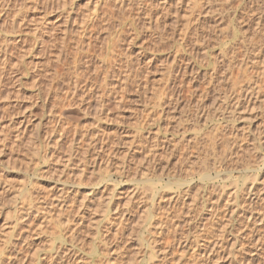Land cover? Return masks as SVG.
<instances>
[{
  "label": "rangeland",
  "instance_id": "374dc122",
  "mask_svg": "<svg viewBox=\"0 0 264 264\" xmlns=\"http://www.w3.org/2000/svg\"><path fill=\"white\" fill-rule=\"evenodd\" d=\"M117 2L0 0V264H264V0Z\"/></svg>",
  "mask_w": 264,
  "mask_h": 264
},
{
  "label": "bare ground",
  "instance_id": "6f19581e",
  "mask_svg": "<svg viewBox=\"0 0 264 264\" xmlns=\"http://www.w3.org/2000/svg\"><path fill=\"white\" fill-rule=\"evenodd\" d=\"M126 1L129 2V0H126ZM107 3H108V2H107ZM117 4L119 5V6H118L119 9H118V13H117V15H116V13H115V15H113V14L110 13V12H109V13H106V14H104V15H103V13H102V17H103V19H104L103 21L105 22V24L110 25V27H112V30H113V29H116V26H115V28H114V24H118L117 26H118V27H119V26L121 27V25H122L123 23H125V22H128V25H129V27L131 28V27H132V24H133V22H134L135 20L133 21V20H132L133 18H132L130 15L127 16V15L124 13V10H125V6H123V5H125V4H124V0H118ZM62 5H63V4H62ZM94 5H95V4H94ZM58 6H59V5H58ZM64 6H65V4H64ZM100 6H101V4H100ZM104 6H105V5H104ZM114 6H115V5H114ZM102 7H103V5H102ZM107 7H108V6H107ZM107 7H105V8H107ZM116 7H117V6H116ZM60 8H63V7L60 6ZM114 8H115V7H114ZM126 8H127V7H126ZM109 9H110V8H109ZM109 9H108V11H109ZM105 10H107V9H105ZM116 10H117V9H116ZM93 11H94V10H93ZM128 11H129V10H128ZM104 12H105V11H104ZM91 13H92V12H91ZM96 13H97V12H96ZM144 13H145V12H144ZM45 14H46V13H45ZM90 15H91V14H89V16H90ZM96 15H97V14H96ZM105 15H106V16H105ZM145 16H147V15H145ZM100 17H101V16H100ZM58 18H59V17H58ZM142 18H144V17H142ZM149 18H150V16H149ZM70 19H71V18H70ZM96 19H97V18H96ZM138 19H139V18H138ZM148 20H149V19H148ZM150 20H151V18H150ZM157 20H158V19H157ZM151 21H152V20H151ZM47 22H48V21H47ZM49 22H50V21H49ZM73 22H74V20H73ZM81 23H82V22H81ZM258 23H259V22H258ZM258 23H257V25H258ZM103 24H104V23H103ZM79 25H80V24H79ZM97 25H98V23H97ZM56 26H57V25H56ZM93 26H94V25H93ZM99 26H100V25H99ZM105 26H106L105 28H108L107 25H105ZM94 27H95V26H94ZM94 27H93V28H94ZM110 27H109V28H110ZM118 27H117V28H118ZM129 27H128V28H129ZM90 28H91V27H90ZM105 28H104V29H105ZM128 28H127V29H128ZM64 29H65V28H64ZM88 29H89V28H88ZM131 29H132V28H131ZM95 30H96V29H95ZM106 30H107V29H106ZM106 30H103V31H106ZM110 30H111V29H110ZM110 30H109V31H110ZM63 31H64V30H63ZM99 31H100V30H99ZM118 31H119V30H118ZM118 31H117V32H118ZM126 31H127V30H126ZM67 32H68V31H67ZM76 32H77V31H76ZM120 32H121V31H120ZM62 33H64V32H62ZM115 33H116V32H115ZM115 33H114V32H111V34H115ZM121 33H122V32H121ZM121 33H120V34H121ZM111 34H109V35H110V38L112 37ZM123 34H124V33H123ZM66 35H67V34H66ZM98 35H99V34H98ZM119 36H120V35H119ZM86 37H87V36H86ZM62 39H63V37H62ZM76 39H78V38H76ZM96 39H97V38H96ZM110 40H111V39H109V41H110ZM112 40H113V39H112ZM112 40H111V41H112ZM66 41H68V40H66ZM76 41H77V40H76ZM79 41H80V40H79ZM62 42H63V43H62ZM64 42H65L64 40L61 41L62 44H61V47H59V49H62V51H65V52H66V50H67L68 48L66 47V45H65ZM83 42H84V41H83ZM87 42L89 43V41H87ZM91 42H92V41H91ZM92 43H93V42H92ZM66 44H67V42H66ZM76 44H77V42H76ZM76 44H75V45H76ZM109 44H111V43H109ZM59 45H60V44H59ZM77 45L79 46V44H77ZM77 45L75 46L76 48H77ZM90 45H91V44H90ZM68 46H69V44H68ZM82 46H83V44H82ZM82 46H81V47H82ZM89 47H90V46H89ZM93 47H94V46H93ZM66 48H67V49H66ZM76 48H75V49H76ZM82 48H83V47H82ZM90 48H92V47H90ZM54 49H55V48H54ZM69 49H70V48H69ZM78 49H79V48H78ZM93 49H94V48H93ZM84 50H85V49H84ZM87 50H88V48H87ZM87 50H86V51H87ZM57 53H58V52H57ZM59 53H62V52L60 51ZM75 53H77V52H75ZM55 54H56V53H55ZM63 54H64V53H63ZM72 54H73V53H72ZM122 54H123V53H122ZM59 55H60V54H59ZM56 56L58 57V55H56ZM84 56H85V55H84ZM124 56H125V55H124ZM59 57H60V56H59ZM80 57H81V56H80ZM86 57H88V56H86ZM91 57H92V56H91ZM113 57H114V55H113ZM55 58H56V57H55ZM67 58H68V57H67ZM73 58H74V56H73ZM114 58H115V57H114ZM63 59H64V58H63ZM65 59H66V58H65ZM68 59H69V58H68ZM79 60H80V59H79ZM79 60H78V61H79ZM112 60H113V58H112ZM56 61H57V60H56ZM63 61H64V60H63ZM76 61H77V60H76ZM76 61H74V62H76ZM107 62H108V61H107ZM111 62H112V61H111ZM111 62H110V63H111ZM241 62H242V61H241ZM67 63H68V62H67ZM70 63H71V60H70ZM78 63H79V62H78ZM92 63H93V62H92ZM101 63H102V62H101ZM61 64H62V63H61ZM75 64H76V63H75ZM75 64H74V65H75ZM128 64H129V63H128ZM86 65H87V64H86ZM110 65H111V64H110ZM118 65H119V64H118ZM129 65H130V64H129ZM129 65H128V66H129ZM245 65H246V64H245ZM88 66H89V65H88ZM92 66H93V65H92ZM102 66H103V65H102ZM112 66H113V65H112ZM106 67H107V66H106ZM120 67H121V65H120ZM129 67H130V66H129ZM74 68H76V66H74ZM100 69H101V68H100ZM78 70H79V69H78ZM85 70H86V69H85ZM94 70H95V69H94ZM65 71H67V70L65 69ZM76 71H77V69H76ZM90 71H91V69H90ZM120 71H121V70H120ZM262 71H263V72L260 73V74H262V75H260L259 77L264 79V70H262ZM123 72H124V71H123ZM244 72H245V71H244ZM75 73H76V72H75ZM92 73H95V71H93ZM111 74H112V73H111ZM119 74H120V72H119ZM66 75H67V74H66ZM80 75H81V74H80ZM98 75H99V73H98ZM100 75H101V74H100ZM106 75H107V74H106ZM114 75H116V74H114ZM69 76H70V75H69ZM78 76H79V75H78ZM118 76H119V75H118ZM121 76H124V75H121ZM121 76H120V77H121ZM262 76H263V77H262ZM100 77H102V76H100ZM243 77H244V75H243ZM68 78H69V77H68ZM76 78H78V77H76ZM112 78H113V77H112ZM118 78H119V77H118ZM122 78H123V77H122ZM256 78H257V77H256ZM79 79H80V78H79ZM240 79H241V77H239V78H235V79L231 82V85H232L233 88H235L237 85H239V83H240L239 80H240ZM53 80H54V79H53ZM55 80H56V79H55ZM66 80H67V79H66ZM108 80H109V79H108ZM112 80H113V79H112ZM116 80H117V79H116ZM121 80H122V79H121ZM121 80H120V81H121ZM51 81H52V80H51ZM110 81H111V80H110ZM114 81H115V80H114ZM118 81H119V79H118ZM125 81H126V80H125ZM64 82H65V81H64ZM67 82H69V81H66V83H67ZM73 82H74V81H73ZM80 82H83V81H80ZM80 82H79V83H80ZM101 82H102V81H101ZM123 82H124V80H123ZM253 82H254V81H253ZM263 82H264V81H263ZM58 83H59V82H58ZM114 83H115V82H114ZM114 83H113V84H114ZM124 83H125V82H124ZM64 84H65V83H64ZM109 84H110V83H109ZM253 84H254V83H253ZM261 84H262V81H261ZM261 84H260V85H261ZM67 85H68V84H67ZM71 85H72V84H71ZM75 85H76V81H75ZM123 85H124V84H123ZM247 85H248V84H247ZM247 85H246V86H247ZM250 85H251V84H250ZM255 85H257V84H255ZM262 85H263V84H262ZM56 86H57V85H56ZM56 86H55V88H56ZM72 86H73V85H72ZM77 86H78V85H77ZM79 86H80V85H79ZM106 86H107V85H106ZM106 86H105V87H106ZM109 86H110V85H109ZM117 86H118V85H117ZM125 86H126V85H125ZM257 86L259 87V84H258ZM257 86H256V87H257ZM263 86H264V85H263ZM263 86H262V87H263ZM110 87H111V86H110ZM122 87H123V86H122ZM72 88H73V87H72ZM87 88H90V87H87ZM123 88H124V87H123ZM123 88H122V89H123ZM125 88H126V87H125ZM245 88H246V87H245ZM253 88H254V86H253ZM81 89H82V88H81ZM246 89H248V87H247ZM250 89H252V88L250 87ZM259 89H260V88H259ZM87 90H88V89H87ZM101 90H102V89H101ZM255 90H257V88H256ZM104 91H105V90H104ZM106 91H107V90H106ZM244 91H245V90H244ZM72 92H73V91H72ZM86 92H87V91H86ZM112 92H114V91H112ZM258 92H259V91H258ZM73 93H74V92H73ZM73 93H72V94H73ZM114 93H115V92H114ZM116 93H117V92H116ZM52 94H53V93H52ZM57 94H58V93H57ZM60 94H61V93H60ZM72 94H71V95H72ZM74 94H75V93H74ZM111 94H112V93H111ZM117 94H118V93H117ZM62 95H63V94H62ZM67 95H68V94H67ZM101 95H103V94H101ZM56 96H57V95H56ZM73 96H74V95H73ZM80 96H81V95H80ZM80 96H79V98H80ZM105 96H108V95H105ZM105 96H104V97H105ZM60 97H61V96H60ZM75 97H76V96H75ZM87 97H88V96H87ZM79 98H78V99H79ZM54 100H55V98H54ZM115 100H116V99H115ZM118 100H120V99H118ZM118 100H117V101H118ZM121 100H122V99H121ZM57 101H60V100L58 99ZM67 101H69V100L67 99ZM97 101H98V100H97ZM99 101H100V100H99ZM111 101H112V100H111ZM122 101H123V100H122ZM82 102H83V100H82ZM101 102H102V101H101ZM112 102H113V101H112ZM96 103H97V102H96ZM103 103H106V104H107V103H108V100H107L106 102H103ZM117 103H118V102H117ZM101 104H102V103H101ZM115 104H116V103H115ZM58 105H60V104H58ZM58 105H57V106H58ZM99 105H100V104H99ZM102 105H105V104H102ZM108 105H109V104H107L106 106H108ZM97 106H98V105H97ZM97 106H96V108H97ZM100 106H101V105H100ZM106 106H105V107H106ZM55 107H56V106H55ZM111 107H112V106H111ZM116 107H117V105H116ZM101 108H102V107H101ZM97 109H99V108H97ZM106 109H107V108H106ZM110 109H111V108H110ZM95 111H96V110H95ZM58 121H59V119H58ZM56 122H57V121H56ZM94 122H95V121H94ZM61 124H62V123H61ZM67 124H68V123H67ZM57 128H58V127H57ZM60 128H61V127H60ZM57 130H58V129H57ZM261 180H262V179H261ZM261 180H259V181H261ZM254 181H256V179H255ZM256 182H257V181H256ZM256 182H255V184H256ZM246 187H247V186H246ZM248 187H249V188H248ZM248 187L244 189V193H245V194L248 195V193H249L248 197H247V195L245 196L246 198L244 197V198H245V202H246V203L244 202V204H246L247 207H248L249 205H251V203L254 202L256 199H257L256 201L259 200V202H260V201H261V202H264V180L261 181L260 185L257 184V187H255V185H252V184L249 185ZM258 187H259V188H258ZM241 190H242V189H241ZM238 192H239V191H238ZM250 192H253V196H252V197H254V199L256 198V199L253 200V201H252L251 198H250V197H251ZM239 193H241V192H239ZM207 194H208V193H207ZM211 194H212V193H211ZM214 194H215V193H214ZM216 194H217V193H216ZM112 195H113V194H112ZM209 195H210V194H209ZM209 195H208V197H209ZM237 195H238V194H237V190H234V192H233V194H232V196H234V199H236ZM240 195H243V194H240ZM218 196H219V195H218ZM206 197H207V195L205 196V199L207 200L208 197H207V198H206ZM211 197H212V196H211ZM214 197H215V196H214ZM214 197H213V198H214ZM216 197H217V196H216ZM216 197H215V198H216ZM220 197H221V196H220ZM240 197H241V196H240ZM242 197H243V196H242ZM134 198H135V197H134ZM203 198H204V197H203ZM218 198H219V197H218ZM238 198H239V197H238ZM209 199H210V198H209ZM211 199H212V198H211ZM211 199H210V200H211ZM220 199H221V198H220ZM220 199H219V200H220ZM252 199H253V198H252ZM176 200H177V199H176ZM200 200H201V198H200ZM206 200H205V201H206ZM212 200H213V199H212ZM219 200H218V202H219ZM240 200H241V203H242V202H243V201H242V198H239V201H240ZM110 201H111V200H110ZM110 201H108V202H110ZM209 202H210V201H209ZM214 202H215V201H214ZM214 202H213V203H214ZM204 203H206V202H204ZM215 203H216V202H215ZM254 203H255V202H254ZM254 203H253V204H254ZM105 204H106V202H105ZM110 204H111V203H110ZM200 204H201V203H200ZM206 204H207V203H206ZM244 204H243V205H244ZM247 204H248V205H247ZM256 204H257V203H256ZM256 204H255V205H256ZM201 205H202V204H201ZM209 205H210V204H209ZM209 205H208V207H210ZM215 205H216V204H215ZM255 205H253V206H251V207H254ZM258 205H259V203H258ZM260 205H261V204H260ZM103 206H104V204H103ZM212 206H214V205H212ZM217 207H219V205H218ZM263 207H264V205H263ZM103 208L105 209V207H103ZM107 208H108V207H107ZM109 208H110V207H109ZM215 208H216V207H215ZM202 209H203V208H202ZM211 209H212V208H211ZM216 209H217V208H216ZM105 210H106V209H105ZM205 210H207V209H205ZM261 210H262V209H261ZM212 211H213V210H212ZM263 211H264V208H263ZM105 212H106V211H105ZM240 212H241V211H240ZM255 212H256V211H255ZM258 212H259V211H258ZM258 212H257V213H258ZM109 213H110V212H109ZM109 213H108V214H109ZM242 213H243V212H242ZM240 215H241L242 218L244 219V220L242 219L243 221L246 220V221H245L246 225H244V226H246V228H249V226H251V227L253 228V226H254L255 224L258 223V221H256L257 223L254 221L255 217L253 216V214H252V215H251V214H248V217H246L247 215L245 216V215H243V214H241V213H240ZM255 215H257V214H255ZM120 216H121V215H119V217H120ZM211 216H213V215H211ZM261 216H262V215H261ZM261 216H260V217H261ZM105 217H106V216H105ZM258 217H259V216H258ZM260 217H259V218H260ZM246 218H247V219H246ZM121 219H122V218H121ZM256 219H257V220H260L261 218L258 219V218L256 217ZM248 220H249L250 222H249ZM119 222H121V220H120ZM259 222L261 223V220H260ZM263 223H264V221H263ZM258 224H259V223H258ZM120 225H121V224H120ZM262 225H263V224H262ZM159 226H160V225H159ZM118 227H119V226H118ZM251 227H250V228H251ZM255 227H256V226H255ZM120 228H121V227H120ZM161 228H162V227H161ZM175 228H176V227H175ZM244 228H245V227H244ZM246 228H245V229H246ZM250 228H249V229H250ZM158 229H159V228H158ZM161 230H162V229H161ZM250 230H251V229H250ZM252 230H253V229H252ZM119 231H120V230H119ZM162 231H163V230H162ZM259 231H260V230H259ZM116 232H117V231H116ZM117 233H118V232H117ZM117 233H116V234H117ZM226 233H227V231L220 232V234L218 235V238H220V239L223 238V237L226 235ZM246 233H247V232H246ZM248 233H249V231H248ZM221 234H222V235H221ZM263 235H264V234H263ZM261 238H262V235H261ZM263 238H264V236H263ZM254 239H255V238H254ZM257 240H258V238H257V236H256V240H255L256 243H258V242L260 241V243H258V245H259V244H262V243H261V240H262V239H260L258 242H257ZM263 240H264V239H263ZM263 240H262V241H263ZM256 243H255V244H256ZM219 244H220V243H219ZM219 244H218V243H214V245L216 246V248L219 247ZM220 248L223 249V245H221ZM205 249H206L207 251H209V252L214 251L213 249H210L209 247H206ZM206 250H204V251H206ZM207 251H206V252H207ZM51 257H52V256H51ZM250 263H251V262H250ZM250 263H249V264H250ZM251 264H252V263H251Z\"/></svg>",
  "mask_w": 264,
  "mask_h": 264
}]
</instances>
